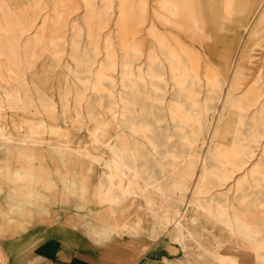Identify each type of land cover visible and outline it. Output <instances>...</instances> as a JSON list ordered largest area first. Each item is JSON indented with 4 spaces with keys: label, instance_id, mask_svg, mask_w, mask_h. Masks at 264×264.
I'll use <instances>...</instances> for the list:
<instances>
[{
    "label": "rangeland",
    "instance_id": "374dc122",
    "mask_svg": "<svg viewBox=\"0 0 264 264\" xmlns=\"http://www.w3.org/2000/svg\"><path fill=\"white\" fill-rule=\"evenodd\" d=\"M89 1L91 6L87 5L84 0L60 1L62 5L64 4L63 9L68 11L67 21L64 25L48 22L47 27L45 26V36L40 41H35L36 45L33 46L35 51L29 60L25 54L27 43L35 40V33L40 29L45 15L54 14L53 6L58 0H0V17L8 14L18 15L23 10L27 11V16H35L34 22L21 34L17 33V29L11 28V32L16 35L15 39L4 38L9 44L14 40L19 43L22 56L20 63L25 69L24 78L28 81V85H20L23 97L21 103H12L13 109H5L10 106L5 101L1 109L2 111L11 110L15 115V118L0 117V127L9 132L10 136L9 139H5L0 134V171L3 166L9 170L7 175L0 172V255L3 257L2 262L10 260L9 249L6 247L8 241L18 237L21 238L23 244L18 248V255H10L23 259L24 244L28 240L25 232L29 233V230L34 232L36 228L37 231H41V226H48L50 229L63 226L66 232L84 234L87 243H82L74 253L75 258H78L75 264H134L138 252L148 250L158 238L154 237V230H151V223L147 217L142 220L141 227H137L136 214L137 212L143 214V209L146 207L138 189H132L122 210L114 209L109 202L104 200L102 193L108 185L105 176L110 168L105 164V160L96 158L101 153L106 154L105 151L108 152L109 148L103 143L102 149H99L95 144L93 145L87 134L89 129L93 130L96 126L103 130L106 128L108 123L106 116L110 106L108 89L113 87L109 75L115 77L116 82L120 81L123 76L120 64L122 57L125 54H132L133 50H138L139 47L143 53L140 59L135 60V63H145L147 61L145 52L150 47H154L157 51L160 50L152 27L154 24L161 25L156 17L158 2L157 0ZM227 1L193 0L194 3L187 1L186 5L192 4L196 9L189 14L195 25L191 28L188 24H184L183 26H172L174 29H171L170 23H166L164 28L170 43L185 59L190 56L198 57L200 73L203 76L208 67L226 78L232 77L236 68L240 69L239 84L233 91L235 97H240L256 86L264 90V35L258 40L250 39L244 17V14L249 16V21H253L254 24L264 10V0L262 2L233 0L232 3L253 7L252 12L246 7V11L237 13L236 9L226 7ZM37 2L44 4L39 12L28 7V3L36 4ZM256 2L257 4L259 2L257 7ZM184 9L186 10L187 7ZM185 15L168 14V17L173 21ZM184 22H187V17ZM57 27L62 36L58 42L52 43L49 36L51 31ZM2 30L0 26V32ZM51 46L64 49V53L54 57L47 51V48ZM113 48L117 62L115 69L107 65L111 61L107 52L111 53ZM2 59L1 63L5 62L6 57L3 56ZM97 60L106 67H100ZM99 70L104 72V77L102 84L95 89L93 81H95V73ZM146 72L147 70L143 74L147 75ZM137 73L136 70L135 74ZM165 76L168 79L165 95L169 99L173 96L171 79L169 73ZM12 86L10 85L7 89L12 91ZM221 88L225 87L221 86ZM63 94H66L68 99L66 106L61 103L60 95ZM212 95L208 87L203 86L200 97ZM25 97L28 99L26 100ZM262 98H264V91ZM249 103L245 102V104ZM260 104L261 102L258 101L255 106H260ZM146 105L149 109L154 107L157 111L161 104H156V100H149ZM217 106H222V102H219ZM218 109L212 112L209 120L211 130L217 122L219 123ZM165 112L163 108H160L156 115L148 114V112H145L143 116L141 112L137 114L138 119L149 120L153 124L160 142L158 159L149 152L146 156L139 155L137 161L140 166L147 161L157 175L163 173V169L170 168L169 158L163 156L166 148H173V144H177L178 153L188 154L192 150L193 154L198 156L201 155L202 150L207 149L208 142H210V132H208L205 136L206 143L201 149L188 148L172 123L159 118ZM248 113L249 117H246V121L249 125L250 115H256L258 112L253 106ZM90 114L102 115L104 118L96 120L95 117H90ZM59 125L61 129L56 127ZM204 125L206 127L207 123ZM246 127L247 124L241 129L245 130ZM30 130L34 131L33 135H29ZM190 130L191 126L188 127L189 133ZM65 140L69 141L68 144L73 149L61 157L55 150L54 144H64ZM133 140H136L140 146L143 141H146L142 135H135ZM82 144H87V148L77 151L75 148ZM148 150H151V147L145 149L144 152ZM253 150L252 160L262 163L261 171L254 175L253 199L248 201L249 203L243 201L241 203L232 193L230 199L202 201L203 204L211 206L213 210L210 219H204L202 223L203 236L208 241H214L216 248L227 238H233L236 241L241 239L251 248L256 247L258 240L264 241V152L257 143H253ZM21 169L32 173L42 172L39 174L43 177L32 180L16 179L14 172ZM241 174V172L235 173L234 177L238 178ZM66 175L69 177L86 176L89 188L81 201L74 189L64 181L63 178ZM233 178L220 188L233 187L235 181ZM115 180L114 178L113 181ZM139 180L142 183L143 177L141 176ZM212 180L215 184L219 182L215 176ZM28 186L31 188L29 189ZM167 186L170 191L174 190L175 193H186L187 196H191V191H187L182 185H175L171 181ZM94 190L100 191L101 194H92ZM17 203L20 204V208L14 206ZM232 204L236 209L242 207L246 210L241 217L243 228L240 220L235 216L231 217L233 222L231 227L221 221L222 216L218 214V208ZM192 209L193 205L190 207V210ZM248 223L253 228L248 229L246 227ZM103 226L112 229L102 232L100 229ZM94 230H97V233ZM161 235H169L174 239L168 231H162ZM69 237L65 235V246L67 247L70 245L71 238ZM67 247L66 252L70 251ZM15 248L16 246L10 251L14 252ZM183 249V256L177 264H210V260L202 254V250L194 240L187 239L186 247Z\"/></svg>",
    "mask_w": 264,
    "mask_h": 264
},
{
    "label": "bare ground",
    "instance_id": "6f19581e",
    "mask_svg": "<svg viewBox=\"0 0 264 264\" xmlns=\"http://www.w3.org/2000/svg\"><path fill=\"white\" fill-rule=\"evenodd\" d=\"M60 1L62 0H58L54 4L53 15H45L40 29L35 33V40L28 41L25 49L27 59L30 60L33 56L35 41H40L45 36V26L47 27L49 21L63 25L67 21L66 15L68 11L63 9L64 4L62 5ZM187 1L193 2V0ZM187 1L157 0L156 17L161 22V25L154 24L152 27L160 50L157 51L154 47H150L145 52L147 61L136 64L135 60L140 59V55L143 53L138 47V50L134 49L132 54H125L122 57L120 64L123 76L120 81L116 82V78L109 75V80L112 81L113 87L108 89L110 98L109 112L106 116L108 123L104 130L96 126L93 130L89 129L87 133L93 145L95 144L96 147L102 149L101 147L104 143L109 148L108 152L105 151L106 154L101 153L96 158L97 160H105V164L110 168V171L105 176L108 185L102 195L111 207L122 210L125 205L124 202L132 193V189H138L146 207L143 209V214L138 212L136 214L137 227H141L142 220L147 217L151 223V230H154L155 238L159 237L162 231L171 232L172 237L179 241L184 248L186 247L187 239L194 240L199 249L202 250V254L210 260V264H264L263 240H258L256 247L251 248L241 239L236 241V239L227 238L216 248L214 241H208L203 236L202 223L205 220H209L211 214H213L212 207L203 204V200L230 199L233 193L241 203L242 201L249 203L248 201H251L254 197V175L256 172L261 171L262 163L261 161L254 162L252 160L254 153L253 143L259 144L264 152V98L261 99L264 90L256 86L251 90H247L243 96L235 97L233 91L239 84L240 69L236 68L234 75L226 78L220 76L218 72H214L211 67H208L203 76L200 73L198 57L190 56L185 59L170 43L164 28L166 23H170L171 29H174V26H183L184 24H188L191 28L195 25L192 23V18L189 14L196 9L192 4L186 5ZM232 1L228 0L226 2L227 5L226 3L225 5L227 8L236 9V13L247 9L248 11H253L252 5L251 8L247 5V9H245L244 4H235ZM84 2L91 6L89 0H84ZM259 2H262V0H259ZM259 2L258 4L256 2V7ZM28 7L39 12L44 7V4L39 2L36 4L28 3ZM184 7H187V9L185 10ZM26 12V10H23L18 15L8 14L5 17H0V26L3 29L0 32V117L6 119L9 117L13 118L15 115L11 110L2 111V104L7 101L10 106L5 109H13L12 103H21L23 97L20 85H28V81L24 78L25 69L20 63L22 56L19 43L14 40L9 44L4 38L15 39L16 35L11 32V28L17 29V33L21 34L22 31L30 27L35 20V16H27ZM168 14H186L184 17H187V22H184L185 18L183 16H179L172 21ZM244 17L246 18L250 39L258 40L263 37L264 10L254 24L253 21H251L252 23L249 21V16L244 14ZM59 32L58 27L51 31L49 38L52 43L60 40L62 35ZM180 36L183 35L180 34ZM140 45L143 47L142 43ZM56 47L47 48V51L54 57L64 53V49ZM121 48L123 47L121 46ZM111 51V53L107 52V56L111 60L107 65H109V68L115 69L117 62L114 48ZM3 56L6 59L5 62L1 63ZM97 63L100 67H106L101 61L97 60ZM239 64L241 65V63ZM136 70L137 74H135ZM145 70H147V75L143 74ZM166 73L170 75L171 93L173 95L169 99L165 95L168 84ZM103 77L104 72L101 70L95 73V81H93L95 89L102 84ZM89 81L91 80L89 79ZM10 85H13L12 91L7 89ZM203 86H207L213 95L200 97ZM221 86L225 88H221ZM25 98L26 100L28 99V97ZM60 99L61 103L66 106L68 103L66 94L60 95ZM140 100L143 101L140 102ZM149 100H156V104L159 103L162 106L160 105L161 107L159 106L157 111L154 107L149 109L146 105ZM258 101L261 102L260 106H255ZM219 102H222V106H217ZM245 102L250 103L245 104ZM253 106L258 114L250 115L251 122L248 125L246 117H249L248 110L252 109ZM160 108H163L166 112L163 116L158 117L161 120H168L169 123H172L179 133V137L184 140L188 148L201 149L206 143L205 136L208 132H210V142H208L207 149L202 150L201 155L199 154L198 156L193 154L192 150L188 154L178 153L176 150L177 144H173V148H166L163 156L169 158L170 168L167 170L163 169V173L157 175L154 168L147 161L146 163L143 162L142 166L137 161L139 155L146 156L149 152L152 153L151 155L154 158H157L160 146L159 137L156 136L153 124L149 120L138 119L137 114L141 112L143 116L145 112H148V114L156 115ZM217 108H219V123L217 122L211 130L209 120L212 117V112L217 110ZM91 116L95 117L96 120L104 118L102 115L90 114ZM204 123H207L206 127ZM246 124V129L242 130L241 128ZM60 126L56 127L61 129ZM189 126H191L190 133L188 132ZM0 134L5 139L10 138L9 132L2 127H0ZM33 134L34 131L30 130L29 135ZM135 135H142L146 141H143L140 146L136 140H133ZM68 143L69 141L65 140L64 144H54L55 150L61 157H63L64 153L73 149ZM150 147L151 150L144 152L145 149ZM86 148L87 144H82L75 149L83 151ZM199 156L200 158H198ZM0 172L7 175L9 170L6 166H3ZM240 172L242 174L238 178L234 177L235 173ZM39 173L42 172L32 173L21 169L14 172V177L19 180L39 179L43 177ZM141 176L143 177L142 183L139 180ZM214 176L219 179L217 184L212 180ZM114 178L116 179L115 182L113 181ZM232 178L235 180L233 187L220 188ZM63 179L74 189L81 201L82 196L87 193L89 188L86 183V176L76 175L69 177L66 175ZM171 181L175 185H182L187 191H191V196H187L186 193H175L174 190L170 191L167 184H170ZM92 194L97 195L101 194V192L94 190ZM132 198L134 199V197ZM192 205L193 209L190 210ZM14 206L20 208L19 203L14 204ZM79 207L81 208V203ZM245 213L246 210L244 208L238 207L236 209L233 204L228 205V207L218 208V214L222 216L221 221L228 227L233 224L231 217L235 216L240 220L243 228L244 224L241 217ZM90 226L92 227L93 225ZM246 227L248 229L253 228L250 223ZM111 229L108 226H103L100 230L106 232ZM94 232L97 233V230H94Z\"/></svg>",
    "mask_w": 264,
    "mask_h": 264
},
{
    "label": "crops",
    "instance_id": "0c3cea01",
    "mask_svg": "<svg viewBox=\"0 0 264 264\" xmlns=\"http://www.w3.org/2000/svg\"><path fill=\"white\" fill-rule=\"evenodd\" d=\"M40 228L41 231H37L36 228L33 230L34 232L29 230V233L27 231L26 234L24 233L28 240L24 244L23 259L11 257L18 255V248L23 244L21 238H12L11 241H8L6 247L9 249L8 256L10 260L9 262H2L3 257L0 255V264H75L78 258H75L74 253L77 252L82 243L86 242L84 234L81 232H66L63 226H56L52 229L48 226H41ZM65 235L68 237L71 235L68 247L65 246ZM15 246L14 252L13 250L10 251ZM66 247L70 251L66 252ZM183 250L179 241L172 239L169 235H161L148 250L138 252L134 264H177L183 256Z\"/></svg>",
    "mask_w": 264,
    "mask_h": 264
}]
</instances>
